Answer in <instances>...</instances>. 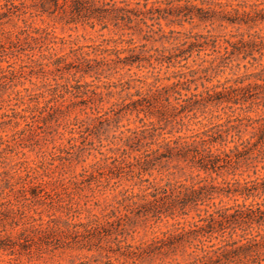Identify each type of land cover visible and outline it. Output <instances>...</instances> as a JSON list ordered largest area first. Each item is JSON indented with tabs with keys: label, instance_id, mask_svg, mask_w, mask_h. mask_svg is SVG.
<instances>
[{
	"label": "trees",
	"instance_id": "16d2710c",
	"mask_svg": "<svg viewBox=\"0 0 264 264\" xmlns=\"http://www.w3.org/2000/svg\"><path fill=\"white\" fill-rule=\"evenodd\" d=\"M233 2V0H0V27L7 25L15 27L18 21L24 25L23 28L0 33V63H8L6 59L15 55L16 51L23 52L27 48L32 50L30 43H34L38 45L41 60H46L41 64L51 65L57 71H72V75L78 74L80 78L92 77L96 80L101 77L108 78L118 73L124 66H131L144 58L151 66L149 59L154 56L150 54L141 58L140 52L136 51L141 46L136 45L132 38L120 39V42L127 43L120 48H117L116 40L110 39L104 40V45L101 43L82 45L75 40L58 37L47 28L32 27L28 20L33 17H54L65 23L87 24L91 28L99 25L100 30L111 25L121 30L127 29L132 35L143 31L145 33L143 38H150L155 32L154 27L157 28L156 31L164 33L161 22L168 27H179V30L168 31L174 44L163 50L168 52V65L176 70L164 79L166 81L173 79L170 86H180L185 93L175 90L171 102L170 96L166 94L163 96L161 93L164 87L157 85L161 79L152 75L151 82L145 78L137 79L146 89L144 96L133 102L141 107L140 111L145 109L148 112H151L152 107L159 105L164 108L160 114H170L167 117L172 120H175L173 117L178 113H182L183 116L175 120L179 128L167 132L179 133L184 125V118L187 120L196 118L194 113L191 116L187 115L195 109L204 113L208 105L225 104L226 108L231 109L233 105L249 103L251 106L258 103L252 101V98L258 97H253L248 89L251 86H260L255 81H261L264 86V64L260 63L264 51V36L248 34V39H244L243 34L239 33L213 35L209 32L191 31L192 28L215 22L218 26H222V22L227 25H240L246 23L252 13L264 12V8L253 9L252 6L257 5L255 3ZM186 25L190 27L189 30H185ZM208 43L217 55L209 60L204 68H200L199 65L189 67L187 62L193 51H201ZM58 44L60 50H65L63 53H43L49 49L54 50L52 45ZM254 51L258 53V57L254 56ZM123 53L127 55L121 57ZM68 57L73 59L72 63L66 61ZM234 57H241L242 60L249 58L252 61L249 65L257 64L259 69L250 74L226 79L209 88L203 86L202 77L197 75L199 72L205 74L214 69L216 60H221V66L231 70L233 67L231 61ZM154 60L157 61V58ZM235 67H238V64ZM13 71L11 63H8L6 69L0 67V76ZM197 80H201L199 84L203 88L201 91L197 90ZM204 81L210 82L211 79L204 78ZM190 84H194L193 88ZM83 85L75 80L73 84L67 81L64 87L67 92L75 91L74 96L77 97L87 94L86 90H79ZM91 93L94 94L95 91L92 90ZM261 106L264 110V96ZM134 109L138 110L136 107ZM20 117L25 118L23 115ZM212 117L216 119L214 123L172 138L164 137L162 130H158L160 127L131 132L128 130L129 135L122 140L124 145H129V142L134 140L140 147H147L132 157L134 163L127 164L131 177L137 179L133 185L146 183L141 192L126 194V191H123L121 197L115 200L108 211L93 215L84 222L64 221L62 225L41 222L39 228H36L40 237L51 234L81 237L86 243L94 245L98 251L105 250L106 246V251L122 257L123 262L120 264H142L146 259L152 261L155 258H170L172 264H264V114L256 117L225 115L223 119L216 115ZM145 130L147 134L143 133ZM152 145L155 147L151 148ZM168 162L179 166L181 170H195V173L162 184H155L142 178L143 173L155 169L156 166L162 167ZM258 164H261L259 168ZM242 166L245 167L242 171L251 169V175L248 174L247 178L240 180L236 177L241 176L239 171ZM114 167L122 168L121 163ZM6 175L10 180L15 176L9 172ZM15 178L18 182L7 180L5 185L10 191L18 185L17 190L23 193L24 200L29 198L26 193L36 201L48 196L43 183L21 178V175ZM217 178H221L220 182L216 181ZM223 197L232 200V203L221 204ZM216 198L219 199L217 203L214 201ZM238 198L242 201L237 202ZM6 204L12 206L9 199L6 200ZM15 206V209L10 210L19 211L20 206ZM192 210L196 213L195 217L184 219ZM148 218L159 222L169 219L173 223L148 240L137 244L126 243V237H132L134 231L132 225ZM112 244L115 248H112ZM21 250H23L21 244L10 241L8 237L0 238V251L13 253ZM105 264L119 263H113L107 258Z\"/></svg>",
	"mask_w": 264,
	"mask_h": 264
},
{
	"label": "rangeland",
	"instance_id": "374dc122",
	"mask_svg": "<svg viewBox=\"0 0 264 264\" xmlns=\"http://www.w3.org/2000/svg\"><path fill=\"white\" fill-rule=\"evenodd\" d=\"M233 1V3L245 1L257 4L252 6L253 9L264 8V0ZM28 23H31L32 27L47 28L58 37L72 39L82 45L91 43L104 45V40L110 39L116 40V46L120 48L127 44L124 41L120 42V39L132 38L136 45L141 46L136 50L140 52L141 58L150 54L154 56L149 59L153 68L144 58L131 66H124L118 73L108 78L101 77L99 80L92 77L80 78L78 74L72 75V71H57L51 65L41 64L46 60H41L38 45L34 43H30L32 50L27 48L23 52L16 51L15 55L6 59L11 63L14 71L0 76V238L8 237L10 241L21 244L23 250L13 253L0 251V264H105L107 258L113 263L120 264L123 258L106 251V246L105 250L98 251L94 245L71 234L40 237L36 228H39L41 222H47L46 224L49 225H62L64 221L84 222L93 215L108 211L115 200L121 197L123 191H126V194L141 192L146 183L133 185L137 179L131 177L130 167H127V164L134 163L132 157L147 147H140L134 140L130 141L129 145H124L122 140L131 131L160 127L161 129L158 130H162L164 137L172 138L189 134L190 130L214 123L216 119L211 116L216 115L223 119L225 115L250 117L262 115L264 114L261 106L264 96L263 83L255 81L260 86H251L248 89L253 97H258L252 98V101L258 103L251 106L249 103L241 106L233 105L231 109L226 108L225 104L208 105L204 113L195 109L187 115L191 116L194 113L196 118L190 120L184 118L181 132L168 134L169 130L174 131L179 128L175 120L181 118L182 113H178L173 117L175 120H172L167 117L170 114H160L164 108L159 105L152 107L151 112H148L145 109L140 111L141 107L133 102L144 96L146 89L137 79L145 78L146 81L151 82L152 75L161 79L157 85L164 87L161 93L163 96H170L171 102L175 90L185 93L180 86H170L173 79L169 81L164 79L176 70L168 65V52L163 50L169 49L174 44L168 31L179 30V27H168L161 22L164 33L156 31L157 28L154 27L155 32L151 37L143 38L145 34L143 31L132 35L127 29L121 30L111 25L100 30L99 25L91 28L87 24L65 23L58 18L47 16L33 17ZM217 24L215 22L211 25H201L192 28L191 31L209 32L213 35L239 33L243 34L244 39H248V34L264 36V12L252 13L246 23L240 25H227L225 22H222V26ZM23 27V23L18 21L15 27L10 25L0 27V33ZM189 29L190 27L186 25L185 30ZM109 45L111 46L112 43ZM59 46V44L52 45L54 50L49 49L43 53L61 54L65 50H60ZM124 55L127 53L120 56ZM216 55L214 48L208 43L201 51H193L187 65L189 67L199 65L200 68H204ZM254 56L258 57L255 51ZM155 57L157 61L154 60ZM66 61L72 63L73 59L68 57ZM249 62H252L249 58L242 60L241 57H234L231 61L233 67L229 70L228 67L221 66V60H216L214 69L205 74L199 72L197 75L202 77L203 86L209 88L226 79L250 74L259 69L257 64L250 66ZM8 63L1 62L0 67L6 69ZM260 63L264 64V51ZM236 64L238 67H235ZM204 78H210L211 81L206 82ZM75 80L82 85L90 84L83 85L79 89L86 90V95L75 97V91H65L64 84L67 81L73 84ZM201 80L196 81L198 91L203 89L199 85ZM193 86L194 84H190L191 88ZM92 90L95 91L94 94L91 93ZM135 107L138 110L134 109ZM21 115L25 118L20 117ZM143 133L147 134V131ZM154 147L155 145L151 146ZM118 163H121L122 168L114 167ZM260 165L258 164L257 168ZM242 170H245V167L240 168L241 176L236 178L241 180L247 178L248 174L251 175V169ZM7 172L15 176L21 175V178L33 182L43 183L48 196L36 201L26 193L29 198L24 200L23 193L17 190L18 185L14 186L13 191L6 187L5 182L10 180L6 175ZM191 173H195V170H181L179 166L168 162L162 167L156 166L155 169L143 173L142 178L155 184H162ZM15 176L10 180L11 182L17 181ZM220 180L221 178H217L216 181L220 182ZM7 199L11 201L12 206L6 204ZM214 201L217 203L219 199L216 198ZM241 201L242 199L238 198L237 202ZM231 203L232 200L225 197L221 200V204ZM15 205L20 206L17 212L10 210V208L15 209ZM195 214L192 210L184 219L189 220L195 217ZM171 223L173 221L169 219L159 222L152 218L135 222L132 225L134 230L132 237L127 236L125 242L137 244L148 240ZM111 246L115 248L113 244ZM172 263L170 258H155L152 261L146 259L142 264Z\"/></svg>",
	"mask_w": 264,
	"mask_h": 264
}]
</instances>
